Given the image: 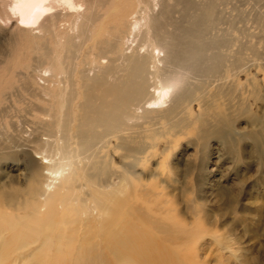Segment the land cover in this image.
Instances as JSON below:
<instances>
[{"label": "bare ground", "instance_id": "1", "mask_svg": "<svg viewBox=\"0 0 264 264\" xmlns=\"http://www.w3.org/2000/svg\"><path fill=\"white\" fill-rule=\"evenodd\" d=\"M223 1L0 0V27L12 24L25 48L17 45L2 67L10 78L0 81V96L26 69L24 90L38 114L27 130L12 125L14 150L0 156L22 153L29 181L0 187V264H264V253L252 261L247 245L228 240L204 199L201 209L187 202L188 218L157 206L159 192L146 198L139 173L112 178L119 150L145 149L134 145L143 141L139 129L165 138L183 128L178 115L187 108L202 139L226 137L222 125L192 114L195 101L208 111L206 79L247 68L238 38L219 27ZM30 51L36 65L19 60ZM223 192L217 214L237 215L239 194ZM242 212L247 222L252 214Z\"/></svg>", "mask_w": 264, "mask_h": 264}, {"label": "rangeland", "instance_id": "2", "mask_svg": "<svg viewBox=\"0 0 264 264\" xmlns=\"http://www.w3.org/2000/svg\"><path fill=\"white\" fill-rule=\"evenodd\" d=\"M223 2L218 13L221 17L219 27L228 31L230 39L238 38L240 42L237 41L236 44L242 49L239 50V59L247 68L240 71L238 77L230 76L221 81L206 79L208 84H213L209 91L206 90L207 95H210H206L208 111L204 107L199 108L195 101L192 104V114H201L202 120L205 118L211 127L222 125L227 132L226 137L223 140L202 139L200 129L197 128L199 123L193 121L189 114L191 110L187 108L178 115L185 120L181 126L183 128L172 130V134L165 138L145 137L152 135V132L139 129L135 137L143 136V141L139 138L134 145L144 146L145 149L138 153L119 150L114 155L112 165L118 167L120 174L114 173L112 178L118 182L122 173H125L135 179L132 172L139 173L141 180L137 182L146 198H152L153 191L159 192V196L155 197L158 200L157 206L163 210L177 209L188 218L191 217L188 205L191 204L193 209L208 205L213 209V217L220 220V228L229 235L228 240L238 248L247 245L250 248L248 256L255 261V258L258 259L264 253V248L260 247V243L264 245V203L260 198V195H264V0ZM11 26L12 24L0 27V81L9 77L8 74H2V67L11 58L15 47L18 45L20 51L25 50L21 46V39H16ZM237 45H234V49ZM253 49L257 57L252 56ZM36 56L30 51L23 58L19 56V60L36 65ZM26 72V69L19 68L8 90L0 96V156L14 150L16 127L12 125H22L23 130H27L33 126L32 120L38 115L35 111V99L24 90L22 80ZM253 82L256 86L252 85ZM168 128L166 126V133ZM28 132L30 133L24 132V135ZM258 137L263 139L262 143L258 142ZM129 142L133 143L132 140ZM156 142L158 145L155 149L153 146ZM25 143L37 146V143L31 141ZM15 158L16 161L9 157L0 160V187L19 185L26 189L29 181L23 154L18 152ZM110 159L111 153L108 160ZM12 179L19 183L11 184ZM222 192L239 194L236 202L237 215L222 217L217 214L224 210V205L219 200V193ZM168 199L171 203L166 202ZM203 199L207 201L206 205ZM243 206L252 214L247 222L242 221ZM246 224L254 231L252 235L247 233ZM214 263L213 261L211 264Z\"/></svg>", "mask_w": 264, "mask_h": 264}]
</instances>
